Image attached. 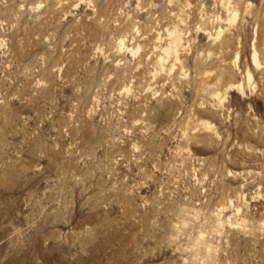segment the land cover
<instances>
[{"label": "rangeland", "instance_id": "obj_1", "mask_svg": "<svg viewBox=\"0 0 264 264\" xmlns=\"http://www.w3.org/2000/svg\"><path fill=\"white\" fill-rule=\"evenodd\" d=\"M0 264H264V0H0Z\"/></svg>", "mask_w": 264, "mask_h": 264}, {"label": "bare ground", "instance_id": "obj_2", "mask_svg": "<svg viewBox=\"0 0 264 264\" xmlns=\"http://www.w3.org/2000/svg\"><path fill=\"white\" fill-rule=\"evenodd\" d=\"M254 58H255V54H254V56H253ZM255 62H256V60H255ZM247 80L249 81V83H250V81L252 80V76L251 75H248V78H247Z\"/></svg>", "mask_w": 264, "mask_h": 264}]
</instances>
